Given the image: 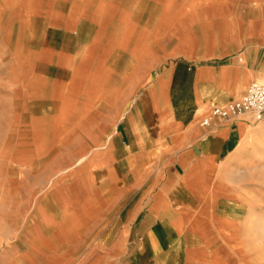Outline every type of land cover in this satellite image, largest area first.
Masks as SVG:
<instances>
[{"label": "crops", "instance_id": "0c3cea01", "mask_svg": "<svg viewBox=\"0 0 264 264\" xmlns=\"http://www.w3.org/2000/svg\"><path fill=\"white\" fill-rule=\"evenodd\" d=\"M2 51L0 264H245L264 118L200 122L264 80V0H0Z\"/></svg>", "mask_w": 264, "mask_h": 264}, {"label": "rangeland", "instance_id": "374dc122", "mask_svg": "<svg viewBox=\"0 0 264 264\" xmlns=\"http://www.w3.org/2000/svg\"><path fill=\"white\" fill-rule=\"evenodd\" d=\"M14 59L13 52H0V62L2 63L0 65V78H2L0 81V123H19L22 119L21 115L15 113L11 99L14 89L12 78L16 73V67L13 65ZM250 165L255 167V169L249 171L246 178V181L251 183V185L248 184L246 186L247 198L252 204H257V206L261 204V218L260 221L251 219L248 221V234L251 240L250 242H246L245 264H264V227L262 230L261 226L262 219L264 218V187L261 185L260 187L257 186L259 183L264 185V163H251Z\"/></svg>", "mask_w": 264, "mask_h": 264}, {"label": "built area", "instance_id": "2783aa9c", "mask_svg": "<svg viewBox=\"0 0 264 264\" xmlns=\"http://www.w3.org/2000/svg\"><path fill=\"white\" fill-rule=\"evenodd\" d=\"M244 116L254 123L264 118V80L252 82L239 100L212 108L208 116L201 120L200 126L211 128L217 121H231Z\"/></svg>", "mask_w": 264, "mask_h": 264}, {"label": "bare ground", "instance_id": "6f19581e", "mask_svg": "<svg viewBox=\"0 0 264 264\" xmlns=\"http://www.w3.org/2000/svg\"><path fill=\"white\" fill-rule=\"evenodd\" d=\"M48 69H49V68H48ZM261 177H262V176H261ZM262 178H263V177H262ZM262 178H261V180H262ZM261 180H260V181H261ZM263 180H264V179H263ZM263 180H262V181H263ZM263 182H264V181H263ZM261 226H262V230H263V227H264V218L262 219ZM262 230H261V232H263ZM209 263H210V262H209Z\"/></svg>", "mask_w": 264, "mask_h": 264}]
</instances>
